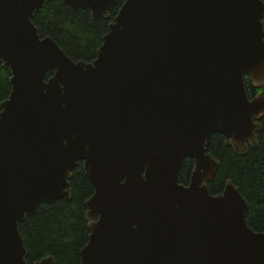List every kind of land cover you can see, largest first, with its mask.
Returning a JSON list of instances; mask_svg holds the SVG:
<instances>
[{"label":"water","instance_id":"95a60500","mask_svg":"<svg viewBox=\"0 0 264 264\" xmlns=\"http://www.w3.org/2000/svg\"><path fill=\"white\" fill-rule=\"evenodd\" d=\"M46 1L0 0L11 85L0 101V264H27L18 224L69 198L78 159L94 187L80 264H264V232L247 224L238 187H207L219 166L211 134L244 152L261 128L264 91L250 96L246 80L264 86V1L124 0L87 62L39 35L32 17ZM61 1L93 18L116 2Z\"/></svg>","mask_w":264,"mask_h":264},{"label":"trees","instance_id":"16d2710c","mask_svg":"<svg viewBox=\"0 0 264 264\" xmlns=\"http://www.w3.org/2000/svg\"><path fill=\"white\" fill-rule=\"evenodd\" d=\"M123 1L116 0L107 16L93 18L86 8L72 9L61 0H47L34 13L32 22L40 36L51 37L72 60L90 61ZM52 73L53 69L47 70V77ZM9 77V68L0 61V101L9 95ZM246 88L249 95L264 91V86L256 87L248 79ZM260 123L256 144H247L244 152L226 145L220 133L211 134L207 151L219 161V166L207 187L215 194L222 191L226 180H231L247 201V224L264 232V116ZM192 167L193 159L185 158L179 170L180 182L187 183ZM69 184V198L41 202L34 213L19 222L27 264L45 256H52L54 264H80V250L89 235L85 200L93 193L80 162L72 168Z\"/></svg>","mask_w":264,"mask_h":264},{"label":"flooded vegetation","instance_id":"af4514ba","mask_svg":"<svg viewBox=\"0 0 264 264\" xmlns=\"http://www.w3.org/2000/svg\"><path fill=\"white\" fill-rule=\"evenodd\" d=\"M95 57H96V56H95ZM95 57H94V58H95ZM94 58H93V59H94ZM93 59H92V60H93ZM92 60H90V61H92ZM76 61H77V60H76ZM86 62H87V61H86ZM52 74H53V73H52ZM250 96H253V95H250ZM247 144H249L248 141H246V145H247ZM79 162L81 163L82 168H83V171H84V173H85V170H84V167H83L84 159H78V160L76 161V164H78ZM76 164H75V165H76ZM75 165H74V166H75ZM193 165H194V161H193ZM74 166H73V167H74ZM192 168H193V167H192ZM71 170H72V169H71ZM85 174H86V173H85ZM86 176H87V175H86ZM70 178H71V171H70V177H69V179H70ZM87 178H88V177H87ZM88 180H89V179H88ZM188 181H189V180H188ZM188 181H187V183H188ZM181 183H182V182H181ZM187 183H183V184H187ZM91 185H92V184H91ZM92 187H93V185H92ZM93 192H94V187H93ZM92 194H93V193H92ZM92 194H91V195H92ZM91 195H90V196H91ZM88 198H89V197H88ZM94 217L96 218V217H97V214H95Z\"/></svg>","mask_w":264,"mask_h":264}]
</instances>
